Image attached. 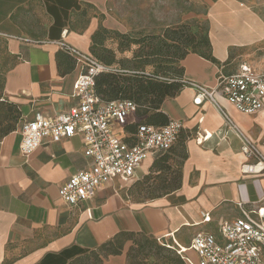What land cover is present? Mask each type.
<instances>
[{
    "label": "crops",
    "instance_id": "1",
    "mask_svg": "<svg viewBox=\"0 0 264 264\" xmlns=\"http://www.w3.org/2000/svg\"><path fill=\"white\" fill-rule=\"evenodd\" d=\"M134 1L148 4L150 14L152 5L169 0ZM199 1L208 4L217 62L188 55L182 62L184 81L215 89L219 75L236 71L241 61L264 73V66L253 64L258 54H239L258 50L264 57V0ZM120 11L117 0H0V33L11 37H0V101L16 105L21 114L16 130L0 140V264H70L121 232L141 233L176 250L189 249L198 232L217 234L223 223L241 216V207L264 205V174L244 171L248 159L240 140L234 134H218L224 131L222 113L208 102L195 104L196 91L188 87L167 99L161 110L168 122L183 124L179 140H185L188 155L181 188L170 195L136 202L126 191L127 183L149 174L153 156L132 181L114 180L90 201L71 207L59 191L91 164L82 137L49 143L29 157L22 154L23 122L33 120L37 112L55 117L78 104L74 84L82 66L60 73V43L90 53L99 27L131 32L133 28L120 20ZM216 98L264 153V110L250 116L226 98ZM207 134L212 137L203 140ZM131 245L104 264H129ZM186 255L197 261L194 252Z\"/></svg>",
    "mask_w": 264,
    "mask_h": 264
},
{
    "label": "built area",
    "instance_id": "2",
    "mask_svg": "<svg viewBox=\"0 0 264 264\" xmlns=\"http://www.w3.org/2000/svg\"><path fill=\"white\" fill-rule=\"evenodd\" d=\"M0 37L11 38L2 33ZM60 46L82 66L83 72L74 84L78 104L55 117L37 112L33 120L23 122L20 148L22 154L29 157L49 143L82 137L84 154L91 164L72 176L59 191L64 203L77 207L93 199L100 188L114 180L132 181L147 159L177 144L183 124L179 121H169L164 126L144 123L128 131L126 127L137 121L141 107L130 100L107 101L100 97L96 76L110 69L89 53L79 52L63 42ZM183 83L196 91L195 104L208 102L222 113L224 131L218 134H234L240 140L242 152L248 159L244 171L264 174V153L239 129L216 98L217 95L226 98L242 114L257 115L264 110V73L256 72L247 61H241L236 71L219 75L215 89L195 82L183 80ZM131 118L134 119L130 121ZM210 137L207 134L203 140ZM240 210L241 216L223 223L217 234L198 232L189 249L176 250L183 261L186 264H264V205L253 204L249 209L241 207ZM204 220L207 222L209 218L204 217ZM188 251L195 253L197 261L186 255Z\"/></svg>",
    "mask_w": 264,
    "mask_h": 264
},
{
    "label": "trees",
    "instance_id": "3",
    "mask_svg": "<svg viewBox=\"0 0 264 264\" xmlns=\"http://www.w3.org/2000/svg\"><path fill=\"white\" fill-rule=\"evenodd\" d=\"M196 27L197 31L192 32L189 24H183L168 27L160 35L135 38L101 26L93 34L89 54L110 69L96 76L98 95L107 101L130 100L141 107L137 121L126 127L129 131L139 124L168 123L162 106L185 88L182 62L188 55L197 54L217 62L209 31L199 24ZM57 61L63 75L77 65L74 56L64 49L57 54ZM20 117L16 105L0 101V140L16 130ZM187 157L185 140H179L169 151L155 156L149 174L136 181L132 190L140 196L144 193L149 200L174 193L181 188ZM129 242V264H186L173 247L135 232L118 233L70 264H104L109 257L122 255Z\"/></svg>",
    "mask_w": 264,
    "mask_h": 264
},
{
    "label": "rangeland",
    "instance_id": "4",
    "mask_svg": "<svg viewBox=\"0 0 264 264\" xmlns=\"http://www.w3.org/2000/svg\"><path fill=\"white\" fill-rule=\"evenodd\" d=\"M117 4L121 9L120 14H122L120 20L126 26L129 25L130 28H133L131 32L126 34L135 38L160 35L168 27H175L183 24H189L192 32L197 31L196 26L198 24L204 26L209 31V23L206 16L208 4H204L199 0L159 1L151 6L150 14H148L149 6L146 3L135 2L134 0H117ZM259 47H263V45ZM236 52L237 51H235V53ZM252 52L258 54L256 60L253 61L254 66L256 68L263 67L264 57H259L260 53L258 50H243L239 51V54L247 55ZM261 56H264V54ZM245 58L250 59L251 57ZM134 183H127L128 188H126L131 199L136 202L148 201L149 198L147 195L143 193L140 196L136 190H132Z\"/></svg>",
    "mask_w": 264,
    "mask_h": 264
},
{
    "label": "bare ground",
    "instance_id": "5",
    "mask_svg": "<svg viewBox=\"0 0 264 264\" xmlns=\"http://www.w3.org/2000/svg\"><path fill=\"white\" fill-rule=\"evenodd\" d=\"M245 169L247 170L248 168H247V167H245Z\"/></svg>",
    "mask_w": 264,
    "mask_h": 264
}]
</instances>
